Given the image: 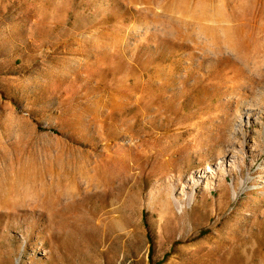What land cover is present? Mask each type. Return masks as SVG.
<instances>
[{
  "label": "rangeland",
  "instance_id": "1",
  "mask_svg": "<svg viewBox=\"0 0 264 264\" xmlns=\"http://www.w3.org/2000/svg\"><path fill=\"white\" fill-rule=\"evenodd\" d=\"M0 264H264V0H0Z\"/></svg>",
  "mask_w": 264,
  "mask_h": 264
},
{
  "label": "bare ground",
  "instance_id": "2",
  "mask_svg": "<svg viewBox=\"0 0 264 264\" xmlns=\"http://www.w3.org/2000/svg\"><path fill=\"white\" fill-rule=\"evenodd\" d=\"M208 169H209V171H212V169L210 167H208ZM193 199H194L193 195H190V201L193 200ZM177 202H179V201L177 200Z\"/></svg>",
  "mask_w": 264,
  "mask_h": 264
}]
</instances>
